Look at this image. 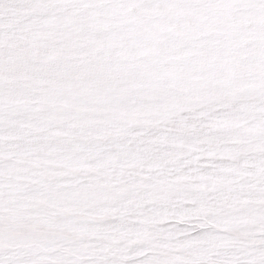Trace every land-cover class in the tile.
<instances>
[{
    "label": "snow or ice",
    "instance_id": "obj_1",
    "mask_svg": "<svg viewBox=\"0 0 264 264\" xmlns=\"http://www.w3.org/2000/svg\"><path fill=\"white\" fill-rule=\"evenodd\" d=\"M0 264H264V0H0Z\"/></svg>",
    "mask_w": 264,
    "mask_h": 264
}]
</instances>
